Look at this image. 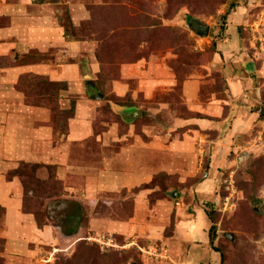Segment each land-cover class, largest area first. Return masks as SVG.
Listing matches in <instances>:
<instances>
[{
	"label": "rangeland",
	"instance_id": "374dc122",
	"mask_svg": "<svg viewBox=\"0 0 264 264\" xmlns=\"http://www.w3.org/2000/svg\"><path fill=\"white\" fill-rule=\"evenodd\" d=\"M241 8L246 23L252 21L236 23L235 32L252 40L264 0H0V32L15 15L38 20L36 34L23 29L15 39L32 37V49L25 42L11 50L10 33L0 34V70L16 77L29 71L15 90L21 105L45 110L38 130L48 128L51 138L21 142L17 158L0 165L9 164L5 177L19 183L22 210L39 229L69 231L71 218L83 212L78 234L39 245L35 257L8 260L0 240V264H167L145 252V230L165 227L171 236L169 220L197 219L196 210L204 211L216 237L193 264H264V87L260 100L255 94L254 102L233 103L227 55L218 47ZM191 19L208 25L210 35L194 32ZM188 82L198 86L194 98ZM246 105L259 119L237 132L228 117ZM67 166L79 168L77 174L60 179ZM131 168L148 182L131 191L95 190L101 173L125 175ZM4 213L0 206V230ZM138 213L145 229L133 236L111 229ZM110 239L116 248L102 245Z\"/></svg>",
	"mask_w": 264,
	"mask_h": 264
},
{
	"label": "crops",
	"instance_id": "0c3cea01",
	"mask_svg": "<svg viewBox=\"0 0 264 264\" xmlns=\"http://www.w3.org/2000/svg\"><path fill=\"white\" fill-rule=\"evenodd\" d=\"M244 11L245 9L241 8L237 13L229 17V20L234 22V26L231 23L226 40L218 44V47L223 54L227 55L225 63L223 64L227 68L228 87L233 103L244 101L249 104L255 101V94L258 96V100H260L259 93L264 87L261 82L264 78V60L259 57L260 53L257 52L251 38L247 40L238 31L235 32L237 29L236 23L241 26L242 24L247 25L252 21H249L251 19L250 16L249 22L247 21L248 23H246L249 16L246 17ZM79 13L84 15V11L82 10H79ZM37 23L38 20L35 18H30L26 15H15L14 22L10 28L1 30L0 34L10 33L9 37L5 39L8 40V43L9 40L12 42L10 44L12 47L11 50H15V47L17 48L19 43L22 46L25 42L27 43L26 46L32 49L36 46L35 42L30 41L32 37H30V40H22L20 37V42H16L15 39L23 29H27L28 31L34 29L36 34ZM44 24H49V22L43 20L42 25ZM1 39L3 38L0 37ZM61 41V44L67 43L64 38H61ZM249 43L251 44L250 46ZM0 50L3 51L2 45H0ZM17 70H21V68H17ZM8 72L9 70H0V98H3L2 104L0 103V160H4L5 158L15 160L19 154L21 142H51L48 128L38 130L39 121L47 120L46 116H44L45 110L21 105L20 100L22 97L15 90V85L18 84L22 74L28 73L29 71H21L17 74V77L13 74L8 75ZM8 88H12L7 94L11 98H8L10 100L6 101L5 95L8 92ZM185 90L191 98H194L195 94L197 95L198 86L195 83L188 82ZM8 104H11V106H8ZM233 112L237 113L235 114L237 115L236 117H232L231 113ZM230 114L228 121L230 119L234 120L233 126L237 132H248L251 125L259 119V114L253 113L247 105L245 108H241L239 112L236 109L230 111ZM223 120L225 121V119ZM10 139L13 142V150L12 155L7 157L9 152L7 153L6 150V142H10ZM12 157L14 159H11ZM8 165L4 162H1L0 165V206L5 210L3 229L0 230V240L4 242V257L8 260L15 257L32 258L38 255L39 245L53 246L56 240L67 239L69 237L63 235L61 228L46 226L45 229H39L35 217L23 212L21 187L19 183L17 181L8 182L5 177ZM66 168L59 173L60 179L67 180L69 177L67 173L77 174L79 169L73 166H67ZM131 171L133 173H130ZM148 180L149 178L147 176L144 177L140 171L134 168H131L125 175L108 171V173H101L99 175V179L95 182L94 188L96 191H119L124 188L131 191L135 187L148 182ZM138 201L140 199H137ZM144 208L145 205H139V213L142 214V209ZM196 211L195 216L197 219H182L178 224L177 218L174 224H172L173 218L170 219L169 224L171 226L174 225L171 236H165V227L164 231L162 230L163 228L161 229L158 226H151L145 230L149 248L159 247L161 245L165 248L161 252L167 251L169 254L166 259L162 255L160 258H156V260H166L169 264H193L197 259H203L201 252L207 253L206 246L210 244V232L208 233L207 231L209 224L204 211ZM139 213L136 214L137 218L131 219L128 222L112 223L111 229L121 234L133 236L132 234L137 228L141 227L145 229V224L141 222L142 219ZM165 223H168L167 220H165ZM134 242L136 241H130L129 244L134 245ZM209 256H212V260L215 261L219 259L218 253L216 252H212Z\"/></svg>",
	"mask_w": 264,
	"mask_h": 264
},
{
	"label": "built area",
	"instance_id": "2783aa9c",
	"mask_svg": "<svg viewBox=\"0 0 264 264\" xmlns=\"http://www.w3.org/2000/svg\"><path fill=\"white\" fill-rule=\"evenodd\" d=\"M251 31H252V35H251L252 41L255 45V48L257 49L259 47V49L263 52L264 51V16L260 22H255L251 26ZM98 243L102 244L101 241H98ZM102 245L103 246H111V247L116 248V245H114V241L112 239L108 240V242L107 241L104 242ZM145 252L150 257L160 258L162 255H164L165 259L167 258V255L165 254V253H167V251L161 252L160 250H158V247L149 248Z\"/></svg>",
	"mask_w": 264,
	"mask_h": 264
},
{
	"label": "trees",
	"instance_id": "16d2710c",
	"mask_svg": "<svg viewBox=\"0 0 264 264\" xmlns=\"http://www.w3.org/2000/svg\"><path fill=\"white\" fill-rule=\"evenodd\" d=\"M199 35V34H198ZM201 36V35H199ZM51 82H54L53 80L49 79ZM89 85H91V82H88ZM53 167H49V169H51ZM81 214H78L76 215L74 218H71V220H73L72 222V226L70 228L69 231H66L63 227H60L61 230H62V233L65 237H73L75 236L76 234H78L79 232V229H80V224H81V217H82V211L80 210ZM37 218V216H36ZM216 229L215 227H212L211 231H210V240H211V243L213 245L214 241H215V237H216V233H215ZM216 252H219L217 250H215ZM223 256V255H221Z\"/></svg>",
	"mask_w": 264,
	"mask_h": 264
},
{
	"label": "water",
	"instance_id": "95a60500",
	"mask_svg": "<svg viewBox=\"0 0 264 264\" xmlns=\"http://www.w3.org/2000/svg\"><path fill=\"white\" fill-rule=\"evenodd\" d=\"M189 24L192 28V30L194 32H196L197 34L203 36V37H208L210 35V27L208 25L203 24L201 21L197 20V19H191L189 21ZM87 78V77H86ZM96 99H101L103 98V96L101 95H96L95 96ZM139 112H137L136 115H138ZM173 197H176V194H173ZM232 240H234L233 237H231Z\"/></svg>",
	"mask_w": 264,
	"mask_h": 264
}]
</instances>
